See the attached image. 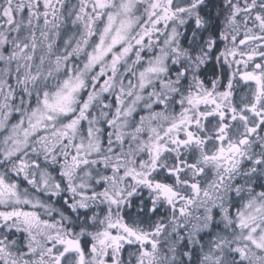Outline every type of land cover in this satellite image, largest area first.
Segmentation results:
<instances>
[{
	"label": "snow or ice",
	"instance_id": "6c2138e0",
	"mask_svg": "<svg viewBox=\"0 0 264 264\" xmlns=\"http://www.w3.org/2000/svg\"><path fill=\"white\" fill-rule=\"evenodd\" d=\"M0 264H264V0H0Z\"/></svg>",
	"mask_w": 264,
	"mask_h": 264
}]
</instances>
